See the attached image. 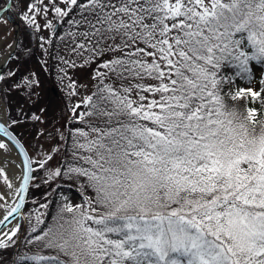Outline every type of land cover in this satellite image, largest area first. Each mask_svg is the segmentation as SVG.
<instances>
[{"label":"snow or ice","instance_id":"6c2138e0","mask_svg":"<svg viewBox=\"0 0 264 264\" xmlns=\"http://www.w3.org/2000/svg\"><path fill=\"white\" fill-rule=\"evenodd\" d=\"M12 7L7 0L0 6V23ZM40 14L47 28L54 27L49 14L58 23L78 16L69 23L91 47H77L93 59L111 55L96 69V91L72 110L77 121L98 122L70 134L78 166L62 172L51 154L32 161L0 123L24 156L12 193L18 202L0 203V250H13L6 264H264V121L255 109L240 114L225 103V96L255 100L261 93H225L232 77L221 74L231 67L244 78L250 62L264 63V0H34L21 19L38 31ZM110 78L121 86H100ZM144 80L155 83H131ZM81 105L86 111L77 114ZM33 163L49 165L51 178L82 179L94 193L60 205L56 223L27 238L48 255L17 252L20 224L10 219H26ZM0 176L11 189L3 169ZM9 198L0 193V201ZM43 222L37 216L31 232Z\"/></svg>","mask_w":264,"mask_h":264},{"label":"rangeland","instance_id":"374dc122","mask_svg":"<svg viewBox=\"0 0 264 264\" xmlns=\"http://www.w3.org/2000/svg\"><path fill=\"white\" fill-rule=\"evenodd\" d=\"M32 2L34 0H12L11 15L16 23L7 17H4L7 23H0V46L4 47V51L9 50L11 46H16L13 56L1 72L4 78L0 80V103L3 107L5 123L24 143L31 160L40 161L51 154L58 157L61 162V171L66 172L68 164L78 166L72 156L70 134L78 128L87 131L86 123H98L91 117H85L84 121H77L73 115V107L81 104L85 97L96 91L99 83L96 69L111 54L106 52L105 55L93 59L91 52L77 47L79 43H84L86 48L91 45H88L81 35L83 29H77L69 23V19H79L78 16L72 14L62 23H58L53 15L49 14L47 20L54 25L53 28L45 27V17L40 14L37 16L40 29L37 31L29 27L21 19V15L26 13L29 3ZM44 4L47 5L48 0H44ZM5 5L6 0H0V6ZM48 39H51L50 44L45 42ZM248 51L251 52V49ZM250 67L251 73L244 78L236 76L235 68L221 69V74L232 77V81L224 85L223 91L236 93L239 89L251 88L253 91L260 92L264 89V85L260 83V80L264 78V63L252 61ZM99 70L100 72L105 71L102 68ZM131 83L151 84L155 81H131ZM73 84L75 94H71L73 88L70 85ZM123 84L128 86L130 82L126 80ZM103 85L119 88L121 82L110 78L105 79L100 86ZM262 94L264 97V91ZM146 95L150 97V94L146 93ZM133 97H135V91ZM238 99L241 98L232 100L229 96H225V103L229 108H234L240 113ZM85 111L83 105L76 109L77 114ZM34 116H39L40 119H33ZM13 121H18V123H13ZM61 133H63L64 140L59 139ZM0 142L9 146L7 151L0 150L2 154L15 160L20 159L17 151L7 140L0 137ZM50 148H59L60 152H50ZM49 164L55 166L56 161H50ZM79 164L88 167L83 164L82 160ZM0 169H3L10 181L7 168L0 165ZM33 169H35L33 176L36 179L31 183L22 212L26 219L19 218L20 233L18 234L31 230L36 225L37 216H40L44 222L38 226L37 233L33 235L39 234L41 230L46 231L59 219L56 212L60 205L63 203L80 204L90 195H94L91 189L85 187L82 179L72 180L67 175L63 179L51 178L52 169L49 165L41 169L38 164L33 163ZM6 187L3 176H0V193H4ZM45 203L48 204L46 209L41 207V204ZM52 205L54 206L53 218L45 224ZM70 215L65 213L66 218ZM25 253L28 255L50 254L49 250L43 249L39 243L27 245ZM5 254H7L6 250H0V259Z\"/></svg>","mask_w":264,"mask_h":264},{"label":"bare ground","instance_id":"6f19581e","mask_svg":"<svg viewBox=\"0 0 264 264\" xmlns=\"http://www.w3.org/2000/svg\"><path fill=\"white\" fill-rule=\"evenodd\" d=\"M14 49L15 46H11L9 50L4 51V47L0 46V72L3 71L6 60L14 52ZM0 121L1 122L6 121L1 103H0ZM0 165H3L4 168H7V171L9 172V179L12 184V188L9 189L8 187H6L4 192V193H8L10 198L7 199L6 201H2V203L5 204L7 208H10L13 207L16 202H18V198L12 195V193L16 191L21 184V169L23 167V164L21 159L18 158V160H15L14 158L2 154V152L0 151ZM3 215L4 212L0 211V218H2ZM16 223H19L18 218H15L13 220L12 226H15Z\"/></svg>","mask_w":264,"mask_h":264},{"label":"trees","instance_id":"16d2710c","mask_svg":"<svg viewBox=\"0 0 264 264\" xmlns=\"http://www.w3.org/2000/svg\"><path fill=\"white\" fill-rule=\"evenodd\" d=\"M260 92H261L260 96L255 98V100H253V98L248 94H244L241 99H238L240 113L246 114V109H255L257 112L256 119L258 122L264 121V104H262V102H264V97L262 94L263 92L262 89ZM245 95H247V97ZM257 129H259V123L257 124ZM53 207L54 206L52 205L51 207L52 209H50L48 216L46 217L45 224L50 220V218H53V215H52ZM33 234L34 233H32L31 230L18 234V236H22V238L17 241V245H16L17 252L25 253V249L27 247L26 240L30 235H33ZM6 251H7V254H5V256L0 259V264H6V262L9 261V254L13 250L7 249ZM13 259H15V257H13Z\"/></svg>","mask_w":264,"mask_h":264},{"label":"water","instance_id":"95a60500","mask_svg":"<svg viewBox=\"0 0 264 264\" xmlns=\"http://www.w3.org/2000/svg\"><path fill=\"white\" fill-rule=\"evenodd\" d=\"M7 2H12V0H7ZM8 16L10 19H12V17L10 16V14H9V12H5L4 13V16ZM14 21V20H13ZM15 22V21H14ZM16 23V22H15ZM11 58V56H9L8 57V59H7V61H6V63L9 61V59ZM0 75H1V73H0ZM0 123H3L4 124V126L8 129V131H9V133L12 135V136H14V137H16V139L20 142V144H22L23 146H24V144L21 142V140L18 138V136L8 127V125L5 123V122H1L0 121ZM0 135L1 136H3V138H5L7 141H9L14 147H15V149L17 150V152L19 153V155H20V157H21V159H22V161L24 160V156H23V153L20 151V149L14 144V142L12 141V140H10L9 139V137L8 136H4L2 133H0ZM24 148H25V146H24ZM25 150L27 151V149L25 148ZM28 152V151H27ZM28 155H29V153H28ZM29 157H30V155H29ZM31 159V158H30ZM23 167H24V165H23ZM33 174V173H32ZM31 182V181H30ZM29 186H30V184H29ZM29 190V189H28ZM27 194H28V192L25 194V201H26V198H27ZM24 206H25V203H24ZM24 206H23V208H24ZM23 208L21 209V213H22V210H23ZM15 218H17V217H15ZM15 218H10V219H15Z\"/></svg>","mask_w":264,"mask_h":264}]
</instances>
